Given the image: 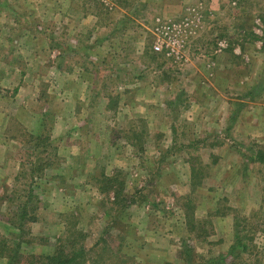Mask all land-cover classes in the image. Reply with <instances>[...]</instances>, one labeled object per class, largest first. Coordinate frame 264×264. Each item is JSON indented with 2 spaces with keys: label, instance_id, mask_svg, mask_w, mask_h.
<instances>
[{
  "label": "rangeland",
  "instance_id": "rangeland-1",
  "mask_svg": "<svg viewBox=\"0 0 264 264\" xmlns=\"http://www.w3.org/2000/svg\"><path fill=\"white\" fill-rule=\"evenodd\" d=\"M261 155L264 0H0V264H264Z\"/></svg>",
  "mask_w": 264,
  "mask_h": 264
},
{
  "label": "trees",
  "instance_id": "trees-1",
  "mask_svg": "<svg viewBox=\"0 0 264 264\" xmlns=\"http://www.w3.org/2000/svg\"><path fill=\"white\" fill-rule=\"evenodd\" d=\"M259 154H262V153H259ZM261 156L262 157H260L258 160H259L260 163L264 164V155H261ZM25 208H26V204H24L22 206V214H21V219L22 220H24V218L27 215V211L25 210ZM16 228L19 229V227H16ZM27 244L29 245V243H27ZM20 250H21V244L20 243H16L15 249H12V250L6 249L3 252L4 253H7V252H17L18 253V252H20ZM51 257H54V256H51ZM19 258H22V255H19ZM41 259H43V258H41ZM41 259L37 258V256H28L25 259V261H28V264H75V262L77 260V257H73V258L70 259V258H66V257L63 258L61 256L60 257L56 256V258H53V259L48 258L49 262H47V263H42V261H40Z\"/></svg>",
  "mask_w": 264,
  "mask_h": 264
}]
</instances>
